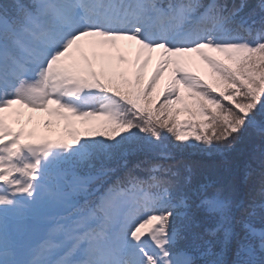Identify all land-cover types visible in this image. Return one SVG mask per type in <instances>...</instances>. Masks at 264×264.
I'll list each match as a JSON object with an SVG mask.
<instances>
[{
	"label": "snow or ice",
	"instance_id": "6c2138e0",
	"mask_svg": "<svg viewBox=\"0 0 264 264\" xmlns=\"http://www.w3.org/2000/svg\"><path fill=\"white\" fill-rule=\"evenodd\" d=\"M258 7L257 14L245 12L246 0L0 2V264H196L176 251L191 222L190 175L153 163L148 180L128 170L104 189L116 172L105 162L119 157L126 169L124 157L156 150L165 133L187 141L173 114L185 92L193 115L208 117L195 136L207 148L232 145L249 127L264 134V0ZM124 41L135 43L134 55L119 53L114 64L112 49ZM197 62L213 83L191 70ZM23 109L68 121L71 142L14 128ZM74 118L91 126L86 136L101 138H82ZM253 159L259 202L207 185L192 192L216 225L211 239L196 237L204 264H264V226L253 222L257 210L264 220V153ZM96 161V174H79Z\"/></svg>",
	"mask_w": 264,
	"mask_h": 264
},
{
	"label": "trees",
	"instance_id": "16d2710c",
	"mask_svg": "<svg viewBox=\"0 0 264 264\" xmlns=\"http://www.w3.org/2000/svg\"><path fill=\"white\" fill-rule=\"evenodd\" d=\"M221 3H227L231 6L233 3L239 4L241 0H219ZM249 8L245 12H250L255 10L259 13V3L260 0H246ZM259 19V15L256 16ZM226 60V59H224ZM227 63H230L226 60ZM210 83L215 81V78L212 76L211 71L206 72V78ZM222 87V86H221ZM162 99V97H161ZM186 99L190 102V109L186 110V115L188 118V126L182 127L178 122V114L174 112V122L177 125L179 131L188 136L187 141H176L173 134L165 133V138L163 144L156 150H134L131 151L124 159L127 160V168L123 167V160L117 157L114 161H106L105 166L109 168H115V173H110V179L103 183V187L108 186L113 182L116 177L124 176L128 170H132L133 175L137 177H149L151 175L150 169L153 163H161L164 166H173L174 170H179L181 176L191 177V182L189 185L190 189V215L191 222L187 231L185 232V239L178 243V246L181 249H184L188 252L193 253L195 257L196 264H204V261L208 257L204 254V247L202 242L197 240L196 237H203V239H211L208 236V230L213 229L215 225V220L212 218L205 209L198 207L199 198L195 195H192V192H195L200 188L201 185H207L209 192H215L220 190L218 188L219 183L222 179L231 174L234 175L240 174L237 180L238 184H234L229 190L226 188L223 191V195L228 196V192L231 191L230 195L238 201H247L249 199H255L259 202V185H260V167L258 162L253 158H259L261 153H264V134H262L258 127H249L240 138L232 145H217L216 148H207L201 141H196L195 136L199 135L201 132V121L207 122V116H200L198 114L193 115L196 112L195 102L191 99ZM227 103V102H225ZM155 107L159 106V101L154 105ZM100 131H105V128H99ZM124 133H121L123 135ZM143 135V134H141ZM101 137H90L86 136L85 139H100ZM106 139V137H104ZM119 138V137H117ZM195 145L193 147L192 145ZM218 149V150H217ZM160 153H166V157L160 155ZM174 157L175 159H172ZM176 158L179 159H190L193 163H201L200 170L193 172L182 171L179 167V164L176 162ZM140 166L137 168L136 165ZM191 164V162H189ZM100 162H95L94 168H88L87 166H82L78 169L83 175L96 174V170L100 168ZM259 171V172H258ZM251 173V175H248ZM260 174V173H259ZM247 176V177H246ZM99 187V184H93L92 188ZM221 191V190H220ZM93 199H95V192H93ZM234 193V194H233ZM258 214L253 218V222L257 227L264 226V220L261 219ZM219 251V249H215ZM200 255H203L201 257ZM228 259H234V252H229L226 254Z\"/></svg>",
	"mask_w": 264,
	"mask_h": 264
},
{
	"label": "rangeland",
	"instance_id": "374dc122",
	"mask_svg": "<svg viewBox=\"0 0 264 264\" xmlns=\"http://www.w3.org/2000/svg\"><path fill=\"white\" fill-rule=\"evenodd\" d=\"M135 48L136 45L132 41L119 42L117 48L112 49V54L114 57L113 63L114 64L116 63L115 56L119 53L124 54L129 58V60H131L132 56L134 55ZM212 55L218 58V53H212ZM157 59H158V55L153 56V60L147 70V75L151 74L152 70L156 65ZM124 67H128V65H124ZM189 67L191 68V70L196 71L198 74H202V75L204 74L205 69L207 68V66L204 65L202 62H197L193 65H189ZM97 68H99V65H97ZM169 76H170V72L166 71L164 75V79L161 82L163 83L166 82ZM183 106H184L183 101H181L177 105H174L175 108H183ZM22 111L25 114L20 118L21 124L13 123L12 126L14 128H19L20 126L23 125L26 128H36L38 135L47 136L49 139L51 136H58V137L63 136L65 139L70 140L71 136H69L65 131V124L69 123L68 121H64L54 115L50 116L46 111L32 112L31 110L28 109H23ZM28 115H31L33 117L31 123H28ZM45 121H51V124L48 127H45V123H44ZM183 122L185 121L183 120ZM71 124L74 130L78 131L79 134H82L88 127L87 124H83L78 119L75 118L71 121Z\"/></svg>",
	"mask_w": 264,
	"mask_h": 264
},
{
	"label": "bare ground",
	"instance_id": "6f19581e",
	"mask_svg": "<svg viewBox=\"0 0 264 264\" xmlns=\"http://www.w3.org/2000/svg\"><path fill=\"white\" fill-rule=\"evenodd\" d=\"M158 55V53H154L153 56Z\"/></svg>",
	"mask_w": 264,
	"mask_h": 264
}]
</instances>
